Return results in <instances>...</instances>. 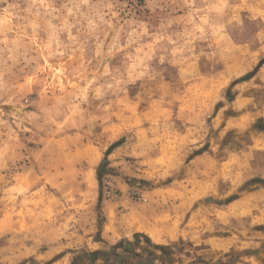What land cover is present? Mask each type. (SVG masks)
<instances>
[{
    "label": "rangeland",
    "instance_id": "obj_1",
    "mask_svg": "<svg viewBox=\"0 0 264 264\" xmlns=\"http://www.w3.org/2000/svg\"><path fill=\"white\" fill-rule=\"evenodd\" d=\"M0 264H264V0H0Z\"/></svg>",
    "mask_w": 264,
    "mask_h": 264
},
{
    "label": "trees",
    "instance_id": "obj_2",
    "mask_svg": "<svg viewBox=\"0 0 264 264\" xmlns=\"http://www.w3.org/2000/svg\"><path fill=\"white\" fill-rule=\"evenodd\" d=\"M97 175H98V180H100L101 179V172H100V170L97 172ZM148 241H149V239L148 238H146ZM141 242H140V237L138 236V237H136L135 238V244H140ZM118 247V246H117ZM106 253L107 252H105V250H100V251H97V252H95V253H93L92 255L93 256H98V257H101V258H104L105 257V255H106Z\"/></svg>",
    "mask_w": 264,
    "mask_h": 264
}]
</instances>
